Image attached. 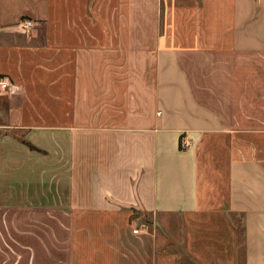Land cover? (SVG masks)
Segmentation results:
<instances>
[{"label": "crops", "instance_id": "0c3cea01", "mask_svg": "<svg viewBox=\"0 0 264 264\" xmlns=\"http://www.w3.org/2000/svg\"><path fill=\"white\" fill-rule=\"evenodd\" d=\"M0 76V264H264V0H0Z\"/></svg>", "mask_w": 264, "mask_h": 264}, {"label": "built area", "instance_id": "2783aa9c", "mask_svg": "<svg viewBox=\"0 0 264 264\" xmlns=\"http://www.w3.org/2000/svg\"><path fill=\"white\" fill-rule=\"evenodd\" d=\"M33 25V20L30 18H23L21 21L18 22V24L15 25V29L18 30L21 33L28 32ZM17 89L16 84L9 80L6 77L0 76V95L1 94H7V93H13ZM134 232H137V229L133 230Z\"/></svg>", "mask_w": 264, "mask_h": 264}, {"label": "rangeland", "instance_id": "374dc122", "mask_svg": "<svg viewBox=\"0 0 264 264\" xmlns=\"http://www.w3.org/2000/svg\"><path fill=\"white\" fill-rule=\"evenodd\" d=\"M136 214L137 215H134V217L137 216L136 218L138 220V223L140 222V224H143V225H150L152 220H154V219L159 221V217L157 215L156 216L155 215L153 216L152 214H150L151 216H149L148 214L142 215L141 212H138ZM157 225H158V223H157Z\"/></svg>", "mask_w": 264, "mask_h": 264}, {"label": "trees", "instance_id": "16d2710c", "mask_svg": "<svg viewBox=\"0 0 264 264\" xmlns=\"http://www.w3.org/2000/svg\"><path fill=\"white\" fill-rule=\"evenodd\" d=\"M184 147H185V144L182 142V139L180 137V139H179V148L180 149H184Z\"/></svg>", "mask_w": 264, "mask_h": 264}]
</instances>
